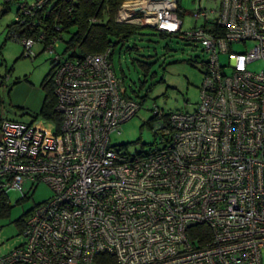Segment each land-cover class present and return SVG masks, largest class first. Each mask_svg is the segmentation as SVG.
I'll return each mask as SVG.
<instances>
[{
    "label": "built area",
    "instance_id": "obj_1",
    "mask_svg": "<svg viewBox=\"0 0 264 264\" xmlns=\"http://www.w3.org/2000/svg\"><path fill=\"white\" fill-rule=\"evenodd\" d=\"M202 1L184 33L178 0L117 20L181 33L209 56L194 112L153 110L167 142L152 153L111 144L142 106L123 94L110 51L69 60L57 40L46 47L57 54L59 122H1L0 192L25 199L27 186L46 183L53 196L0 264H264V0H215L213 10ZM44 3L22 0L17 25ZM10 39L25 57L37 45L17 32Z\"/></svg>",
    "mask_w": 264,
    "mask_h": 264
},
{
    "label": "rangeland",
    "instance_id": "obj_2",
    "mask_svg": "<svg viewBox=\"0 0 264 264\" xmlns=\"http://www.w3.org/2000/svg\"><path fill=\"white\" fill-rule=\"evenodd\" d=\"M24 1L28 5L37 2ZM138 1L140 0H126L120 10L121 13L125 9L129 11L134 6H141ZM145 1L153 3L150 0ZM180 4L183 11L184 33L195 25L193 13L196 12L198 0H180ZM201 4L209 10L216 8L215 0H203ZM143 8L146 9L147 6ZM17 11L16 3H12L8 12L3 15L0 9V124L4 120L31 123L41 115L46 98L43 85L51 73L52 60L57 54L64 58L71 56V53L66 51V43L70 40L73 30L63 36V41L56 43L57 54L51 55L43 51L42 45H35L30 57L23 56L26 50L24 45L7 38L9 26L15 22ZM119 16L120 12L117 20ZM134 44L138 45V51L126 53L120 59L117 53L114 57V68L119 77H122L124 72V87L129 97L138 102L146 98V101L137 116L122 124L111 136L112 145L125 146L124 149L132 155L148 153L151 147H162L160 144L162 136L155 138V132L150 124L155 108L166 113H192L197 109L204 79L203 64L209 60L200 44L187 42L182 35L176 38H163L155 30L145 28L132 38L127 46L132 47ZM139 62L151 66L148 73L142 70ZM252 69L260 71L262 65L255 64ZM27 188L25 193L28 194V198L25 200H21L22 194L19 192L8 193L7 200L11 211L9 217L0 219V255L12 252L26 242L22 233L23 228L18 222L37 205L50 200L53 196L52 189L46 183H40L34 192L28 193Z\"/></svg>",
    "mask_w": 264,
    "mask_h": 264
},
{
    "label": "trees",
    "instance_id": "obj_3",
    "mask_svg": "<svg viewBox=\"0 0 264 264\" xmlns=\"http://www.w3.org/2000/svg\"><path fill=\"white\" fill-rule=\"evenodd\" d=\"M44 6L41 9H36L33 16H25L27 19L25 26H18L17 22L9 26L8 39L11 38L13 32L21 34L25 38L35 39L37 45L43 46V51L46 52V47L53 44L54 40L63 41V36L73 30L70 40L66 43V51L71 53L69 60H80L88 55L104 54L110 51V61L114 65V57L118 53L119 59L124 54H131L138 51V45L132 47L127 46L129 41L139 35L141 30L150 27L140 26L135 24H124L117 22L118 14L126 2V0H44ZM22 0H5L3 4L2 15L8 12L12 3L21 4ZM178 16L183 18V11L180 0H178ZM17 15L19 11H17ZM24 17V13L22 15ZM57 29H60L59 31ZM161 37H181L183 34H170L160 32ZM45 35V41L39 42V37ZM184 38V37H183ZM185 39V38H184ZM186 40V39H185ZM187 41V40H186ZM189 42V41H187ZM192 43V42H191ZM24 56V53H23ZM142 70L148 73L150 65L144 62H139ZM120 77L123 83L122 92L129 97L125 86V74ZM46 90V98L44 108L39 115L50 121H58L59 116L55 112L56 95L55 84L53 79V71L46 78L43 85ZM138 97V95H136ZM140 99V98H139ZM146 98L140 100L143 107ZM168 113L167 115H169ZM38 117V116H37ZM168 117H166L167 120ZM155 119H151L150 124L153 129ZM159 135L165 138V134L154 133L155 138ZM160 139V144L164 145L163 139ZM167 142V140L165 141ZM158 145V144H157ZM159 147L150 148L149 152H154ZM9 196H5L0 192V219L9 217L11 207L8 203ZM28 198V197H27ZM25 198V199H27ZM21 199V200H25ZM31 213V212H30ZM26 214L24 219H21L19 226L23 228L22 233L26 228V221L30 216Z\"/></svg>",
    "mask_w": 264,
    "mask_h": 264
},
{
    "label": "water",
    "instance_id": "obj_4",
    "mask_svg": "<svg viewBox=\"0 0 264 264\" xmlns=\"http://www.w3.org/2000/svg\"><path fill=\"white\" fill-rule=\"evenodd\" d=\"M152 2H155V3H161V2H169V3H176V0H151ZM129 12L131 14H142V15H149L148 11L146 9H144L142 6H139V7H135V8H132L129 10Z\"/></svg>",
    "mask_w": 264,
    "mask_h": 264
},
{
    "label": "bare ground",
    "instance_id": "obj_5",
    "mask_svg": "<svg viewBox=\"0 0 264 264\" xmlns=\"http://www.w3.org/2000/svg\"><path fill=\"white\" fill-rule=\"evenodd\" d=\"M151 1V0H150ZM139 3L138 4H140L141 6H143V7H146L147 6V8L149 7V6H152V3L149 5V3H147L145 0H140V1H138ZM128 6V5H127ZM127 6H126V8H127ZM170 6V3L169 2H167L166 3V7H169ZM129 7V6H128ZM133 8V7H132ZM121 12V11H120ZM123 13H125L126 15H128L129 16V12H128V10L127 9H125V10H123Z\"/></svg>",
    "mask_w": 264,
    "mask_h": 264
},
{
    "label": "crops",
    "instance_id": "obj_6",
    "mask_svg": "<svg viewBox=\"0 0 264 264\" xmlns=\"http://www.w3.org/2000/svg\"><path fill=\"white\" fill-rule=\"evenodd\" d=\"M4 1L5 0H0V9H1V13H2V11H3V4H4ZM10 253V252H9ZM9 253H7V254H9ZM7 254H5V255H7ZM5 255H0V256H5Z\"/></svg>",
    "mask_w": 264,
    "mask_h": 264
}]
</instances>
